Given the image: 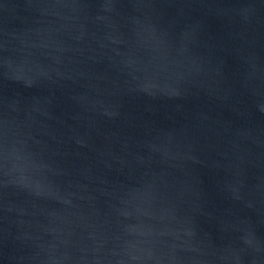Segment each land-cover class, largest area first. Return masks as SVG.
<instances>
[{
  "label": "water",
  "instance_id": "obj_1",
  "mask_svg": "<svg viewBox=\"0 0 264 264\" xmlns=\"http://www.w3.org/2000/svg\"><path fill=\"white\" fill-rule=\"evenodd\" d=\"M0 264H264V0H0Z\"/></svg>",
  "mask_w": 264,
  "mask_h": 264
}]
</instances>
